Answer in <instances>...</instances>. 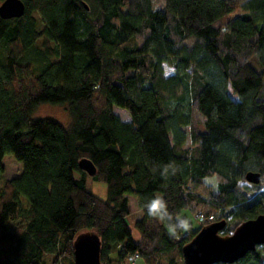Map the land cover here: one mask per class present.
Masks as SVG:
<instances>
[{
    "label": "trees",
    "instance_id": "1",
    "mask_svg": "<svg viewBox=\"0 0 264 264\" xmlns=\"http://www.w3.org/2000/svg\"><path fill=\"white\" fill-rule=\"evenodd\" d=\"M23 1V17H0V170L7 156L22 166L0 189V264H75L85 231L102 264H185L205 225L226 220L228 236L264 215V0ZM43 105L70 124L35 118ZM235 264H264V245Z\"/></svg>",
    "mask_w": 264,
    "mask_h": 264
},
{
    "label": "water",
    "instance_id": "2",
    "mask_svg": "<svg viewBox=\"0 0 264 264\" xmlns=\"http://www.w3.org/2000/svg\"><path fill=\"white\" fill-rule=\"evenodd\" d=\"M26 13L23 0H4L0 4V17L3 20L21 18ZM81 168L90 176H95L97 169L90 160H83ZM247 182L258 185L259 173L247 174ZM227 221L205 225L197 235L183 248L185 264H235L249 252L264 245V215L242 223L228 236L221 232ZM102 241L93 231L79 233L74 241L75 264H102Z\"/></svg>",
    "mask_w": 264,
    "mask_h": 264
},
{
    "label": "rangeland",
    "instance_id": "3",
    "mask_svg": "<svg viewBox=\"0 0 264 264\" xmlns=\"http://www.w3.org/2000/svg\"><path fill=\"white\" fill-rule=\"evenodd\" d=\"M234 1L236 3H238L239 5H243L247 0H234ZM152 2H153L154 9L165 10L166 0H152ZM241 14H243V10L238 9L237 12H235V13H233L227 17V19L225 20V23L227 21L231 20L232 18L237 17ZM34 54H36V53H34ZM0 58H2L1 54H0ZM252 65L256 69H259V64H258L256 59H254V61H252ZM164 67H165V75L168 76V75H171L174 73V69L172 67H170L166 64ZM114 113L117 116H119V118L122 121H125V122L131 121V117H130L129 113L124 109L114 108ZM34 117L35 118H41V119L52 118V119L60 121L61 123L65 124V125L70 124V116H69L67 109L64 106L43 105L36 111V113L34 114ZM21 174H22V166L12 156H7L4 159L3 168H2V170H0V189L5 186L6 182L20 177ZM206 183L208 185L213 186V187L217 186V181L215 178L206 179ZM92 191L99 198H101L103 200L107 199V185L105 183L95 182L93 184ZM135 200L136 199L134 197L131 200V212H132V214L129 218V221H130L131 227H132L133 232H134L133 233L134 238L136 240H138L139 234L136 231L134 225H135L136 220L141 218V211H140L138 204ZM182 216L189 218V221L194 224V228H198L201 224H203L207 221L206 218L202 221L204 214H200L198 217L195 218L194 216L190 215L188 211H184ZM18 224L19 223H8L7 225H5L4 232L13 233L17 229ZM1 235H2V231H1V225H0V247H1ZM51 263L52 262H51V259L49 257L48 264H51ZM134 263L135 264H146L144 260L140 259V257L135 262L130 263L129 257H127L125 264H134Z\"/></svg>",
    "mask_w": 264,
    "mask_h": 264
},
{
    "label": "built area",
    "instance_id": "4",
    "mask_svg": "<svg viewBox=\"0 0 264 264\" xmlns=\"http://www.w3.org/2000/svg\"><path fill=\"white\" fill-rule=\"evenodd\" d=\"M205 219V217H203L202 218V221ZM213 219V217H210V220H212ZM140 257V255L139 254H135V255H131V256H129V261H130V263H133V262H135L138 258Z\"/></svg>",
    "mask_w": 264,
    "mask_h": 264
}]
</instances>
